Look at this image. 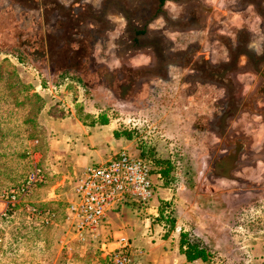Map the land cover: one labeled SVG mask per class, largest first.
<instances>
[{"label":"rangeland","instance_id":"1","mask_svg":"<svg viewBox=\"0 0 264 264\" xmlns=\"http://www.w3.org/2000/svg\"><path fill=\"white\" fill-rule=\"evenodd\" d=\"M163 3L0 0V191L20 185L38 167L42 181L27 199L52 216L44 224L15 209L0 218V264H107L99 248V240L111 239L107 228L98 241L62 248L78 171L53 148L65 130L57 120L97 93L119 103L109 112L113 123L127 127L130 152L154 168L148 211L133 207L122 216L158 219L162 210L165 230L169 216L174 232L205 243L217 264H250L261 252L264 95L252 91L262 79L242 55L238 70L228 74L239 104L230 113L227 89L196 68L202 59L212 66L229 59L235 31L244 28L253 35L249 48L260 51L256 6L264 8V0ZM156 12L161 15L153 19ZM136 28L145 34L131 47ZM125 55L131 63L146 60L147 67L125 66ZM159 161L171 165L166 177L158 173Z\"/></svg>","mask_w":264,"mask_h":264},{"label":"built area","instance_id":"2","mask_svg":"<svg viewBox=\"0 0 264 264\" xmlns=\"http://www.w3.org/2000/svg\"><path fill=\"white\" fill-rule=\"evenodd\" d=\"M153 166L144 157L127 149L115 153L104 162L91 163L79 170L66 206L67 240L62 244L68 250L73 242L99 240L108 225L111 213L135 207L147 212L156 193ZM42 181L40 169L35 167L23 183L0 191V218L21 209L28 218H41L49 224L51 215L28 201L32 188ZM99 248L107 264H143V251L131 239L119 232L110 240H99Z\"/></svg>","mask_w":264,"mask_h":264},{"label":"crops","instance_id":"3","mask_svg":"<svg viewBox=\"0 0 264 264\" xmlns=\"http://www.w3.org/2000/svg\"><path fill=\"white\" fill-rule=\"evenodd\" d=\"M127 58L126 55L122 57L127 67H147L143 65L147 64L144 59L131 63ZM117 105L119 103H111L97 93L92 100H85L83 107L78 106L82 109V120L76 115V110L59 118L58 124L63 125L65 130L55 136L53 148L56 157L68 155L73 170L79 171L88 164L108 160L122 149L132 151L127 127L113 123L109 114ZM101 119L107 120V123L102 124ZM67 128L69 129L66 130ZM124 211L128 212L129 209L122 210L121 213ZM127 212L124 216L121 213L109 214L108 225L104 230L107 228L110 236L119 232L126 234L132 244L143 251L145 264H214L209 260H187L179 249V232L165 230L164 225L155 219L156 215L138 216ZM260 245L261 252L255 254V262L251 260L250 264H264V240Z\"/></svg>","mask_w":264,"mask_h":264},{"label":"flooded vegetation","instance_id":"4","mask_svg":"<svg viewBox=\"0 0 264 264\" xmlns=\"http://www.w3.org/2000/svg\"><path fill=\"white\" fill-rule=\"evenodd\" d=\"M262 3L263 2H261V4ZM158 4H159V7H162L164 3L162 4L161 0H158ZM261 4H258L256 6V13H258V15L262 19V22L259 25L260 33L262 35L261 42H260V51H255V49L249 48L253 35L250 34V31L244 28V29L235 31L236 46L231 47L232 50L229 53V59L220 61L218 64L214 66L210 65L209 62L206 61V59H202L201 64L198 63L199 66L197 65L198 68H196L199 70V73L201 74V76L204 77V79L207 78L209 80H214L215 82L219 83V85H222L227 89L228 94H229L228 96L229 100L226 105V109L233 108L230 113H234L235 110H238L239 104H238V101L235 100L236 97L234 96V91H235L234 85H233V82L228 77V74L238 70L239 68L238 61L242 55H246L247 62L249 63L248 64L249 67L252 69V71H254L255 74L259 75V77H261L262 79L261 81H259L258 84L254 85L253 87L254 89L252 93L257 91L264 95V67H262V65H264V8H262ZM160 15L161 14L156 12V16H154L153 19H155L156 17ZM144 34L145 32H141L140 29L136 28L134 30L133 38H131L130 41H128L130 46L134 47L137 43H140L139 37ZM221 40L222 39L220 38L219 41ZM156 59L157 61H160L159 58H157V54H156ZM123 87H126L128 91L131 85L127 84V85L121 86L120 87L121 92H122ZM227 117H228V113H223L220 117V121H222V123H226Z\"/></svg>","mask_w":264,"mask_h":264},{"label":"trees","instance_id":"5","mask_svg":"<svg viewBox=\"0 0 264 264\" xmlns=\"http://www.w3.org/2000/svg\"><path fill=\"white\" fill-rule=\"evenodd\" d=\"M165 0H161V3H163ZM76 115L79 117V119L82 120V109L81 107L77 108L76 110ZM100 122L102 124L107 123V120H103L101 119ZM115 135H117V133H115ZM158 166V173L161 174L162 176L166 177L169 174L171 165L170 163L166 162L163 164V162L157 163ZM159 215H161L160 218H156L155 219L160 222L163 223V221H161L162 218V210L160 211ZM169 223V227H168V232H171L174 230V223L170 220L169 216L164 217V223ZM179 249L180 251L186 256L187 260L189 261H193L196 259H200L203 261L209 260L212 261V263L217 264L214 260V253L207 248V246L205 245V243H202V241H200L199 239H190L189 238V234L184 231L181 230L179 231ZM217 254V253H215Z\"/></svg>","mask_w":264,"mask_h":264},{"label":"water","instance_id":"6","mask_svg":"<svg viewBox=\"0 0 264 264\" xmlns=\"http://www.w3.org/2000/svg\"><path fill=\"white\" fill-rule=\"evenodd\" d=\"M126 92H127V88L126 87H123L120 96L123 97L126 94Z\"/></svg>","mask_w":264,"mask_h":264}]
</instances>
